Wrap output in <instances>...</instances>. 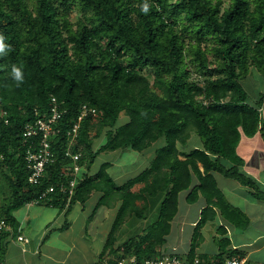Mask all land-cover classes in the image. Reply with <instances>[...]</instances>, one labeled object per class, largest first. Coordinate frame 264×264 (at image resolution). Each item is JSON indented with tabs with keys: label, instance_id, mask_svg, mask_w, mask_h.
<instances>
[{
	"label": "trees",
	"instance_id": "1",
	"mask_svg": "<svg viewBox=\"0 0 264 264\" xmlns=\"http://www.w3.org/2000/svg\"><path fill=\"white\" fill-rule=\"evenodd\" d=\"M0 37L5 45L0 52V171L9 191L0 215L15 230V210L49 185L75 176L74 161L65 155L67 132L83 104L98 113L85 117L78 131L73 150L82 151L83 168L68 206L85 203L95 191L103 192L96 208L120 202L100 262L160 255L185 190L190 203L201 195L206 200L190 259L210 260L196 247L200 227L218 211L239 228L248 225L214 172L254 185L240 171L244 159L237 146L242 132L255 135L262 123L264 90L251 100L242 81L252 70L264 80V0H0ZM13 69L21 71L22 82L17 83ZM53 96L66 109L52 138L55 159L41 182L32 184L25 158L30 139L23 132L28 122L49 115ZM122 113L128 120L119 124ZM193 132L202 146L182 150ZM103 134L105 142L95 148ZM161 138L164 143L150 164L122 184L108 172L109 162L96 175L89 173L102 151H143ZM67 166L72 169L63 172ZM40 204L65 208L67 197L57 194ZM151 212V223L112 248L115 258H104L128 216L132 224ZM9 239V232L0 231V264H6ZM229 243L227 237L218 239L220 259L240 253L228 249Z\"/></svg>",
	"mask_w": 264,
	"mask_h": 264
},
{
	"label": "crops",
	"instance_id": "2",
	"mask_svg": "<svg viewBox=\"0 0 264 264\" xmlns=\"http://www.w3.org/2000/svg\"><path fill=\"white\" fill-rule=\"evenodd\" d=\"M263 90L264 86L260 92ZM259 94L255 100L258 99ZM261 113L262 123L258 132L255 135H247L242 132L237 146L238 154L244 159V162L239 166L240 171L252 179L254 185L251 186L244 184L236 177L227 176L219 171L214 172L217 184L224 193L226 199L231 205L239 208L246 214L249 219L248 225L244 228H239L227 220L220 213V211H218V214L214 219L208 220L200 227L198 235L200 241L196 247V253L205 254L209 257V259L221 258V255H219L221 250L218 245V239L227 237L230 241L227 248L238 250L240 253L235 255L244 258L243 264H264V103L261 108ZM105 139V134H103L100 142L97 145L95 144V148H98L103 142H105ZM159 140H162L163 142L161 145L155 147L154 150H148L152 145L143 150L145 155L150 158V161L135 175L142 172L150 164L151 159L155 156L156 149L164 143L163 138ZM186 145H181L182 150L191 151L196 147L202 146V140H200L199 144L195 145V147L190 150L186 149ZM101 153H99L97 157ZM106 162L110 163V166L108 167V172L110 173L109 168L112 166V161L107 160L102 164ZM93 165L94 163L92 164L89 173L91 175H96L101 166L99 168H95ZM135 175H132L131 177ZM111 176L114 178L112 174ZM197 182L198 180L195 179V183ZM188 192L189 191L187 190L183 191L185 205L181 213V224L182 228H185L186 224L191 225L193 227V231L189 237V247L181 254H189L192 246L194 231L201 219L202 210L206 205V200L202 195L197 202H188L186 199ZM102 195V191H95L85 203L78 201L70 208L68 205L65 208H61L54 205L30 202L23 206V209L21 208V212L15 211V216L19 221L20 233L27 236L29 241L24 242L18 240L17 233L10 236L7 244L6 264H85L92 262L91 260L86 261L81 259L79 256V252L77 251V248H80L79 245L81 246L80 250H86L87 247L85 240L77 238L78 236L75 234L74 225L78 219H81L83 227H86L88 222L93 219V216L100 208H106L107 211L109 210L112 212V209L117 207L116 211H118L120 205L119 201H117L113 206L103 204L96 208ZM35 204H37L36 207ZM195 204L197 205V213L191 217L189 222H187L184 218H187V214ZM115 217L113 218L114 220ZM110 220V216L106 217L103 213L102 219L99 222L96 220L93 228L96 233H100L102 240L105 239L104 243L102 242L103 247L99 250V254L102 252L106 244L108 234L111 231V229L108 230L106 228ZM113 222L111 224V228ZM66 223L68 225L67 227H64ZM223 227L225 228L226 233L222 229ZM82 232L84 233V230H82ZM83 233H81L82 238L84 237ZM170 233L166 235V241L167 236ZM226 257L228 256H225L224 258Z\"/></svg>",
	"mask_w": 264,
	"mask_h": 264
},
{
	"label": "rangeland",
	"instance_id": "3",
	"mask_svg": "<svg viewBox=\"0 0 264 264\" xmlns=\"http://www.w3.org/2000/svg\"><path fill=\"white\" fill-rule=\"evenodd\" d=\"M78 9H76L73 14H72V19L76 20L78 16ZM206 44V42L204 43ZM192 77L196 79H201L203 80L204 76L198 72H192ZM245 89L248 91L250 99L255 100L257 95L260 93V90L264 86V81H263V76L256 70H252L250 75L242 81ZM127 116L122 113L119 117L118 123H123L125 120H127ZM102 139V136L99 138L95 139V144L97 145L100 140ZM201 140L200 136L196 134L195 132L192 133V136L190 140L188 141L186 145V149L190 150L195 145L199 144V141ZM162 140H158L155 142L149 151L154 150L155 147L159 146L162 144ZM150 158H148L147 155L143 151H137L132 148H120L116 151H104L102 152L94 162V167L99 168L101 164L107 160L112 161V166L109 168L110 173L114 176L115 180L117 183H122L132 175H135L138 173L146 164L149 163ZM1 171H0V206L4 204L5 200L9 196V191L6 187V183L4 179L1 176ZM135 188H138L136 186ZM185 205V200H184V193L182 192L180 196V211L176 215L174 221H173V228L171 233L167 236V241L163 246V249L166 251H176L179 253H183L188 247L190 243V235L192 234L193 227L189 224H186L185 228H182V217L181 213ZM37 204H35V207ZM22 208V207H21ZM21 208L15 210L17 212H21ZM23 209V208H22ZM117 207H114L112 209V212L109 210L107 211L106 208H100L97 210L96 214L93 216V219L88 222V225L83 227V222L81 219H78L75 222L74 225V230L75 234L78 236V239H83L86 241V247L87 249H81V246L79 245L80 248H77V251L79 252V256L81 259H84L86 261L91 260L93 261H98L99 260V250L101 247H103V243L105 239L102 240L100 233H96L93 228L95 225V222H99L102 217L103 213L106 215V217L111 218V220L116 216V211ZM110 212V213H109ZM109 213V214H108ZM197 213V205H193V208L190 209V212L187 214V218H184L187 220V222L190 221L191 217L196 215ZM155 219V213L151 212L148 214V216L144 219H137L134 223H130L131 219L128 216L126 222H124L123 225H121L120 228L117 229L116 231V240L111 244L104 255V258H114L115 254L112 252V248L116 249L119 245H122L123 242H125L129 237L135 234L136 231H142L141 229L143 227H146L149 223H151ZM109 221L107 225V229H111V224L113 222ZM108 221V218H107ZM184 221V220H183ZM84 230V233L82 232ZM81 233L84 234V237H81ZM109 235V234H108ZM77 239V240H78ZM107 241V240H106ZM103 242V243H102ZM213 243V242H212ZM123 249H120L118 253L122 252ZM103 252V250H102Z\"/></svg>",
	"mask_w": 264,
	"mask_h": 264
},
{
	"label": "built area",
	"instance_id": "4",
	"mask_svg": "<svg viewBox=\"0 0 264 264\" xmlns=\"http://www.w3.org/2000/svg\"><path fill=\"white\" fill-rule=\"evenodd\" d=\"M64 101L59 100L56 96L52 97V104L50 113L47 117H38L32 122H28L24 128L23 135L26 140L29 138L30 142L26 149L25 158L27 166L30 170L29 181L32 184H39L45 175L46 166L55 159V152L52 143V138L59 133L57 121L63 118L66 112L63 107ZM97 107L83 104L80 107L77 119L73 122L67 132L68 145L66 147L65 155L73 159V171L75 176L69 180L68 183H59L49 185L38 198L31 201V203L40 204L42 202H51L55 195L62 194L67 197V205L69 204L72 195L75 193L76 184L78 181L77 175L82 171V164L79 159L83 156L82 151L75 152L73 147L78 139V131L82 120L89 115H97ZM72 167L67 166L63 168V172H68ZM30 203V202H29ZM0 231H7L10 236L17 233V239L28 242L29 238L20 233V227L17 230L13 225L3 216L0 215ZM123 252V251H122ZM120 252V253H122ZM115 258V257H114ZM116 264H243L244 258L232 255L224 259H210L205 260L200 256H195L190 259L188 254H181L176 251H162L160 255L139 259L136 255H121L115 258ZM85 264H103V262L93 261Z\"/></svg>",
	"mask_w": 264,
	"mask_h": 264
},
{
	"label": "clouds",
	"instance_id": "5",
	"mask_svg": "<svg viewBox=\"0 0 264 264\" xmlns=\"http://www.w3.org/2000/svg\"><path fill=\"white\" fill-rule=\"evenodd\" d=\"M144 11H147V7L144 8ZM5 49V45L3 43V37H0V52H3ZM13 75L17 83L22 82L23 76L19 69H13Z\"/></svg>",
	"mask_w": 264,
	"mask_h": 264
}]
</instances>
